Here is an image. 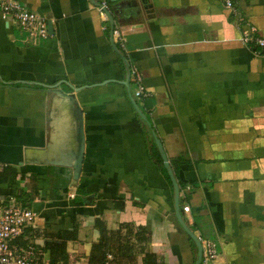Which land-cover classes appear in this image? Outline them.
<instances>
[{
	"label": "crops",
	"instance_id": "crops-1",
	"mask_svg": "<svg viewBox=\"0 0 264 264\" xmlns=\"http://www.w3.org/2000/svg\"><path fill=\"white\" fill-rule=\"evenodd\" d=\"M14 1L51 33L27 44L0 16V204L36 214L13 244L43 249L74 230L68 264H89L98 220L114 235L101 264H196L178 202L199 243H215L210 264H264V58L232 12L106 0L103 21L100 0ZM234 6L264 39V0Z\"/></svg>",
	"mask_w": 264,
	"mask_h": 264
},
{
	"label": "built area",
	"instance_id": "built-area-1",
	"mask_svg": "<svg viewBox=\"0 0 264 264\" xmlns=\"http://www.w3.org/2000/svg\"><path fill=\"white\" fill-rule=\"evenodd\" d=\"M213 1L232 12L234 23L240 30L242 42L244 44L253 43L256 54L264 58V39L257 38L252 34L253 29L243 25V19L236 11L234 0ZM96 10L103 21H106L108 18L107 1L100 0L96 4ZM0 16L2 21L8 24L11 23L15 27L24 43L37 45L50 35L45 19L17 1L0 0ZM112 36L120 46L123 45V37L118 29L113 30ZM130 74L137 84L134 95L136 97L143 96L142 81L138 70L132 68ZM182 211L188 213L189 207L187 205L183 206ZM35 218L34 211L21 203H17L14 199L0 204V264H52L43 249L36 248L31 244L25 246L13 244L27 229L33 227ZM200 243L202 248L200 264H210L217 257L216 245L209 240H200ZM111 260L112 255L108 253L103 264H110Z\"/></svg>",
	"mask_w": 264,
	"mask_h": 264
},
{
	"label": "trees",
	"instance_id": "trees-1",
	"mask_svg": "<svg viewBox=\"0 0 264 264\" xmlns=\"http://www.w3.org/2000/svg\"><path fill=\"white\" fill-rule=\"evenodd\" d=\"M96 227L100 231V240L97 242V244L93 245L91 248L90 256H89V264H101V261L103 260L104 254L108 248L109 242L113 239V234L107 233L105 228L102 226V223L100 221L95 222ZM122 228V231H130V226L128 224H122L120 226ZM119 233V232H118ZM117 233V234H118ZM139 232L134 235V238L138 240ZM50 238V241L46 242L43 251L46 252L49 256V260L52 264L57 263H63L68 264L69 263V256L66 253V243L69 241H74L76 239V235L74 233V230L69 232L66 235L60 234L58 236V240H52L55 236L48 235ZM152 256L151 254H146V258L144 261V264H153L152 262H148Z\"/></svg>",
	"mask_w": 264,
	"mask_h": 264
},
{
	"label": "water",
	"instance_id": "water-1",
	"mask_svg": "<svg viewBox=\"0 0 264 264\" xmlns=\"http://www.w3.org/2000/svg\"><path fill=\"white\" fill-rule=\"evenodd\" d=\"M48 31L51 33V25H48ZM176 206V215L177 218L179 219L178 221L180 222V225L183 227V229L189 234V236L191 237V239L195 242L197 249H198V255H197V261L196 264H200V259H201V255H202V248L201 245L198 241V239H196L192 233L185 227V225L182 223L181 219H180V214H179V209H178V202L175 203Z\"/></svg>",
	"mask_w": 264,
	"mask_h": 264
}]
</instances>
